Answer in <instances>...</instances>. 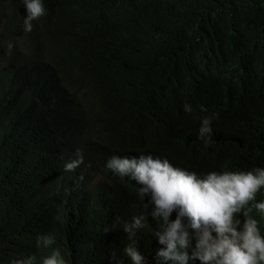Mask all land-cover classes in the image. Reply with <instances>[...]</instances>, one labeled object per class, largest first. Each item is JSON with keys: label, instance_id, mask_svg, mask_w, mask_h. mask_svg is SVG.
<instances>
[{"label": "trees", "instance_id": "trees-1", "mask_svg": "<svg viewBox=\"0 0 264 264\" xmlns=\"http://www.w3.org/2000/svg\"><path fill=\"white\" fill-rule=\"evenodd\" d=\"M44 7L26 32L24 6L0 0V119L15 115L22 138L13 157L20 171L0 165V197L20 190L27 238L71 223L78 235L127 240L122 228H104L139 215L142 203L135 182L104 172L106 159L143 152L211 168L213 143L197 138L203 115L215 114L229 158L251 136L257 142L242 164L264 162V95L251 73L254 47L264 43V0H44ZM231 10L247 16L241 27L215 19L214 12L235 19ZM191 70L212 75V95L186 98L172 77ZM77 148L91 168L64 171ZM160 223L148 217L136 239L153 243Z\"/></svg>", "mask_w": 264, "mask_h": 264}, {"label": "clouds", "instance_id": "clouds-1", "mask_svg": "<svg viewBox=\"0 0 264 264\" xmlns=\"http://www.w3.org/2000/svg\"><path fill=\"white\" fill-rule=\"evenodd\" d=\"M19 2L26 12L23 30L30 32L32 22L46 14L44 0ZM231 12L235 19L217 12L214 16L227 28L241 27L238 20L247 21L246 15L238 18ZM132 34L139 41L135 25ZM12 47L9 43V50ZM254 48L251 73L264 95V43ZM223 75L228 77L227 73ZM172 79L186 90L190 101L197 102L215 90L207 70H191L173 75ZM182 107L185 113L193 111L188 103ZM200 111L208 110L201 105ZM215 118L214 113L201 116L197 130V138L205 146L213 143L211 156L204 157L211 168L185 169L174 166L168 158L143 152L134 156L113 154L106 159L104 172L135 182L142 203L139 215L131 213L129 220L116 217L111 226L104 228L105 233L122 228L127 240L120 244L95 232L75 234L76 226L71 223L37 234L34 240L27 238L21 220L20 190L0 197L5 207L0 215V264H264V162L242 164V153L257 139L243 138L240 155L231 159L227 141L212 125ZM21 146L19 119L15 115L1 117L0 165L20 171L13 157ZM260 157L264 161V156ZM81 165L91 168L90 163L85 164L83 150L77 148L63 168L75 172ZM148 217L161 222L152 231L153 243L136 239Z\"/></svg>", "mask_w": 264, "mask_h": 264}, {"label": "rangeland", "instance_id": "rangeland-1", "mask_svg": "<svg viewBox=\"0 0 264 264\" xmlns=\"http://www.w3.org/2000/svg\"><path fill=\"white\" fill-rule=\"evenodd\" d=\"M85 128H86V124H84V127H83L84 132H86V129Z\"/></svg>", "mask_w": 264, "mask_h": 264}, {"label": "bare ground", "instance_id": "bare-ground-1", "mask_svg": "<svg viewBox=\"0 0 264 264\" xmlns=\"http://www.w3.org/2000/svg\"><path fill=\"white\" fill-rule=\"evenodd\" d=\"M153 30V29H152Z\"/></svg>", "mask_w": 264, "mask_h": 264}]
</instances>
